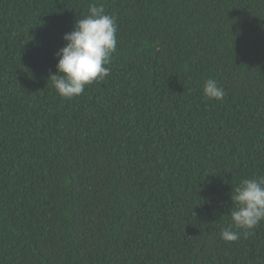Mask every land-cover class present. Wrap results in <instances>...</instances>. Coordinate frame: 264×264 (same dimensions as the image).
<instances>
[{
    "label": "trees",
    "instance_id": "obj_1",
    "mask_svg": "<svg viewBox=\"0 0 264 264\" xmlns=\"http://www.w3.org/2000/svg\"><path fill=\"white\" fill-rule=\"evenodd\" d=\"M90 3L117 50L69 100L50 76ZM261 176L264 0H0V264H264V221L220 237Z\"/></svg>",
    "mask_w": 264,
    "mask_h": 264
},
{
    "label": "clouds",
    "instance_id": "obj_2",
    "mask_svg": "<svg viewBox=\"0 0 264 264\" xmlns=\"http://www.w3.org/2000/svg\"><path fill=\"white\" fill-rule=\"evenodd\" d=\"M117 17L106 12L103 4L90 3L88 14L78 18L74 29L65 33L64 47L56 52L57 71L50 76L57 94L65 99L82 95L86 86L103 81L111 69L107 67L117 50ZM208 99L223 100L225 90L214 79L204 85ZM234 207L231 222L221 230L226 242L237 241L241 233L255 229L264 221V176L245 178L232 194Z\"/></svg>",
    "mask_w": 264,
    "mask_h": 264
}]
</instances>
